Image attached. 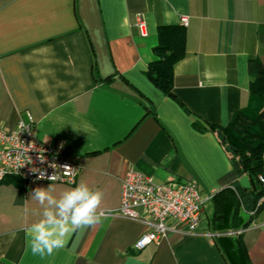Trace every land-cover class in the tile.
I'll list each match as a JSON object with an SVG mask.
<instances>
[{
    "label": "crops",
    "instance_id": "obj_1",
    "mask_svg": "<svg viewBox=\"0 0 264 264\" xmlns=\"http://www.w3.org/2000/svg\"><path fill=\"white\" fill-rule=\"evenodd\" d=\"M182 16L185 56L173 68L170 98L145 72L156 59L158 27L181 26ZM250 60L264 67V0H0V126L14 130L30 116L32 136L61 144L81 169L75 185L102 189L109 213L53 255H34L31 194L50 183L8 178L0 183V264H230L217 238L175 226L136 251L148 228L116 211L130 169L155 183L192 180L203 195L238 187L216 132H198L193 122L224 128L250 107ZM207 203L199 229L219 232ZM240 242L249 264H264V211Z\"/></svg>",
    "mask_w": 264,
    "mask_h": 264
},
{
    "label": "built area",
    "instance_id": "obj_2",
    "mask_svg": "<svg viewBox=\"0 0 264 264\" xmlns=\"http://www.w3.org/2000/svg\"><path fill=\"white\" fill-rule=\"evenodd\" d=\"M135 25L142 35H145V19L137 14ZM180 25L187 27L188 19L180 18ZM33 122L28 117V123L18 122L14 130H6L0 126V183L8 178H16L24 184L53 183L74 186L81 169L64 157L61 144L37 140L32 136ZM43 154L45 161L40 162L38 156ZM29 159L31 163H29ZM55 164L56 168L50 167ZM67 167V169H66ZM43 170L44 179H39ZM55 175L50 181L48 177ZM264 187V174L256 178ZM214 194L203 195L196 183L187 179H175L155 183L152 178L130 169L122 181L121 205L116 215L140 222L148 228L134 244L136 251H141L150 244H158L175 227L184 228L186 234L219 238L223 236H240L244 229L227 230L225 232H208L199 229L201 215L205 204L212 200ZM264 203V197L259 199L256 209L248 213L253 216L258 207ZM142 208L145 215L138 212Z\"/></svg>",
    "mask_w": 264,
    "mask_h": 264
},
{
    "label": "trees",
    "instance_id": "obj_3",
    "mask_svg": "<svg viewBox=\"0 0 264 264\" xmlns=\"http://www.w3.org/2000/svg\"><path fill=\"white\" fill-rule=\"evenodd\" d=\"M153 52L156 59L148 65L145 75L163 95L173 98V68L185 56L184 28L159 26L158 45ZM249 72L252 81L249 85L250 107L246 111L235 113L224 128L213 125L206 127L199 120L193 122V127L198 132L206 129L220 131L219 138L225 139L223 146L230 155L235 173L240 178L248 175L255 182L254 178L256 180L258 175L264 174V111L258 114L260 105H264V67L257 60H250ZM257 123L261 126L254 128ZM256 184L254 191L238 185L213 195V222L217 231L246 229L256 215L264 211L262 203L253 216L248 215L247 222H242L241 210L253 212L259 199L264 197V187L259 189L257 180ZM240 236L217 238L216 242L223 248L230 264H249Z\"/></svg>",
    "mask_w": 264,
    "mask_h": 264
},
{
    "label": "clouds",
    "instance_id": "obj_4",
    "mask_svg": "<svg viewBox=\"0 0 264 264\" xmlns=\"http://www.w3.org/2000/svg\"><path fill=\"white\" fill-rule=\"evenodd\" d=\"M38 159L41 163L45 161L42 153ZM50 167L56 168V165ZM33 171L40 172L39 179L45 178L43 170ZM48 178L54 181L56 176L53 174ZM103 199L102 189L92 188L85 182L59 192L52 183L47 188L36 187L31 200L38 205L35 211L37 219L28 228L32 253L41 257L51 256L67 245L74 232L102 223L109 215L101 207Z\"/></svg>",
    "mask_w": 264,
    "mask_h": 264
},
{
    "label": "water",
    "instance_id": "obj_5",
    "mask_svg": "<svg viewBox=\"0 0 264 264\" xmlns=\"http://www.w3.org/2000/svg\"><path fill=\"white\" fill-rule=\"evenodd\" d=\"M216 134L218 137H221L220 131H217ZM220 142L222 145H225V139L224 138H220ZM239 185L242 189H245V190H255L254 182L248 175L242 176L239 179Z\"/></svg>",
    "mask_w": 264,
    "mask_h": 264
},
{
    "label": "rangeland",
    "instance_id": "obj_6",
    "mask_svg": "<svg viewBox=\"0 0 264 264\" xmlns=\"http://www.w3.org/2000/svg\"><path fill=\"white\" fill-rule=\"evenodd\" d=\"M258 110H259L258 114H260L262 111H264V105L261 104ZM260 126H261L260 123H257L256 125H254V128H257V127H260ZM205 207L207 208V212L210 213L211 212V205L206 203ZM219 232L222 233V232H225V231H219ZM223 237H225V236H223Z\"/></svg>",
    "mask_w": 264,
    "mask_h": 264
}]
</instances>
